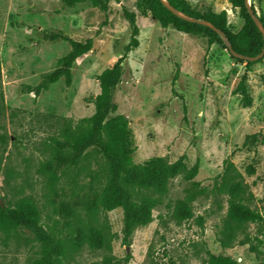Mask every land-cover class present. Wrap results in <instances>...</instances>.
<instances>
[{"label":"rangeland","instance_id":"374dc122","mask_svg":"<svg viewBox=\"0 0 264 264\" xmlns=\"http://www.w3.org/2000/svg\"><path fill=\"white\" fill-rule=\"evenodd\" d=\"M189 2L200 10L225 11L233 31L243 25L228 0ZM249 2L264 18V0ZM131 17L138 46L125 53ZM62 37L90 39L93 47L73 64L69 84L61 78L48 90L31 92L71 51ZM121 57L112 115L129 120L134 163L164 157L170 163L183 159L188 168L199 164L194 181L202 193L191 204L192 217L181 223L174 206L192 188L183 175L171 181L153 220L129 233L122 208L87 215L100 160L90 156L77 162L56 153L62 131L94 114L97 77ZM0 61L1 204L33 198L43 228L56 240L88 223L101 228L104 247L84 246L73 253L72 264H207L209 253L239 264H264V221L237 229L232 241L224 236L228 247L221 244L229 196L219 190L232 165L252 193L250 206L264 214V56L249 66L239 62L222 44L162 27L140 0H86L73 6L63 0H0ZM243 75L253 99L249 107L235 93ZM47 162L54 166L55 180L43 168ZM33 237L28 231L19 237L0 234V264H31L37 256Z\"/></svg>","mask_w":264,"mask_h":264},{"label":"trees","instance_id":"16d2710c","mask_svg":"<svg viewBox=\"0 0 264 264\" xmlns=\"http://www.w3.org/2000/svg\"><path fill=\"white\" fill-rule=\"evenodd\" d=\"M63 1L66 5L73 6L86 0ZM166 1L185 17L171 11L162 0H140L152 17L164 28L172 27L178 32L193 37L207 38L210 45L218 43L227 49L223 38L215 30L189 18L207 21L224 32L236 52L251 57L262 52L263 34L249 14L245 0H228L234 9L239 10L243 19V25L237 32L232 30L225 11L216 12L211 7L200 10L192 6L189 0ZM252 8L255 11L253 5ZM259 19L264 28V18L259 16ZM130 20L133 31L125 53L132 47L138 46L139 30L134 18L131 17ZM62 38L70 42L71 51L59 59L57 69L47 74L41 84L31 92L48 90L51 84L61 78L69 84L73 64L93 47V41L90 39L80 42L67 37ZM123 58L118 59L113 66L105 69L97 77L100 93L93 99L94 114L82 119L75 127H66L62 131V140L57 142L56 153L71 157L77 162L90 156L100 160L98 170L93 175L96 184L93 189L95 196L86 205L87 215L93 218L100 212L122 208L125 211L128 231L131 233L136 227L146 226L153 220L154 209L167 197L170 183L175 177L183 175L186 181L192 182V188L187 190L186 197L178 200L174 206V218L177 223L192 217L191 204L202 190L199 189V183L194 181L199 173L198 162L191 168H188L183 159L170 163L164 157H152L141 164L134 163L135 147L129 120L121 114L112 115L116 110L113 96L122 77ZM232 58L248 66L255 63L234 56ZM178 76L179 71L174 77V83ZM1 80L0 61V95H2ZM246 82L247 76L243 75L235 88V93L240 94L242 103L249 107L253 99L248 92ZM2 164L0 156V176ZM43 168L50 172L55 180L56 173L52 162H47ZM219 190L229 196L227 215L220 232L221 244L223 247H228L230 243L224 240V236H227L228 241H232L237 229L248 223L263 222L264 214L250 206L252 193L244 183L242 175L233 169L232 165L226 171ZM24 231L33 234L37 246V256L31 264H72L69 259L73 253L84 246L101 249L105 244L104 231L92 223L78 226L72 236L54 239L51 233L43 228L41 209L31 197L20 198L11 205L0 204V234L19 237ZM207 264L239 263L231 257L209 253Z\"/></svg>","mask_w":264,"mask_h":264},{"label":"water","instance_id":"95a60500","mask_svg":"<svg viewBox=\"0 0 264 264\" xmlns=\"http://www.w3.org/2000/svg\"><path fill=\"white\" fill-rule=\"evenodd\" d=\"M162 1L165 4V6H167L171 11H173L174 13H176V14L182 16V17H185L182 13H179L174 8H172L166 0H162ZM245 4H246V6L248 8L249 14L251 15V17L254 20V22L256 23V25L261 30V32L263 34V37H264V28H263L262 22L259 19V16L255 13V11L252 8L249 0H245ZM189 19L192 20V21H196V22L205 24V25L209 26L210 28H212L213 30H215L223 38V41H224L225 45L227 46L228 51L235 58L246 60V61L255 62V61H258L259 59H261L264 56V48H263L262 52L259 55H257V56L251 57V56H246V55L240 54V53L236 52L233 49L232 45L230 44V42L227 39V37L224 34V32H222L221 30L217 29L214 25H212L211 23H209L207 21H202V20H197V19H192V18H189ZM0 204H1V200H0Z\"/></svg>","mask_w":264,"mask_h":264}]
</instances>
